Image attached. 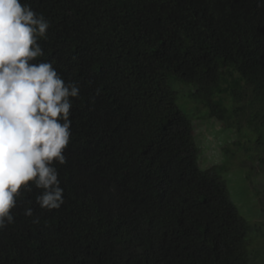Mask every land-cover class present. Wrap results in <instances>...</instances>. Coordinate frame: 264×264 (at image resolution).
I'll return each mask as SVG.
<instances>
[{
  "label": "trees",
  "instance_id": "1",
  "mask_svg": "<svg viewBox=\"0 0 264 264\" xmlns=\"http://www.w3.org/2000/svg\"><path fill=\"white\" fill-rule=\"evenodd\" d=\"M21 3L50 22L44 56L30 63L52 62L80 93L67 163L54 164L64 203L41 209L42 190L22 187L0 264H254L252 226L226 166L201 167L178 86L238 138L240 112L264 128V0ZM248 88L249 110L228 105Z\"/></svg>",
  "mask_w": 264,
  "mask_h": 264
},
{
  "label": "clouds",
  "instance_id": "2",
  "mask_svg": "<svg viewBox=\"0 0 264 264\" xmlns=\"http://www.w3.org/2000/svg\"><path fill=\"white\" fill-rule=\"evenodd\" d=\"M50 22L21 0H0V230L14 223L20 190L29 182L42 190L41 209L64 203L54 164L65 165L72 135V99L76 82H65L44 56L38 40L47 38ZM31 203V202H29ZM24 215L33 216L31 208ZM39 222V218L33 220Z\"/></svg>",
  "mask_w": 264,
  "mask_h": 264
},
{
  "label": "rangeland",
  "instance_id": "3",
  "mask_svg": "<svg viewBox=\"0 0 264 264\" xmlns=\"http://www.w3.org/2000/svg\"><path fill=\"white\" fill-rule=\"evenodd\" d=\"M174 89L177 90L175 86ZM178 90L183 96L181 98L179 95V106L186 110L182 99L186 101L187 108L195 120L200 165L203 169L226 166L223 177L228 181L231 199L252 226L248 241L252 237L253 245L250 250L252 254L256 251L254 264H264V144L257 143L259 139L264 138V128L248 126L247 120L240 112L235 117L241 125L242 136L238 138L236 130L230 131L217 120L210 119L203 105L185 98L188 87L178 86ZM251 100V89L248 88L241 103H233L229 99L228 105H241L249 110ZM237 139L241 140L242 148L236 143ZM226 149L231 154L226 153Z\"/></svg>",
  "mask_w": 264,
  "mask_h": 264
}]
</instances>
